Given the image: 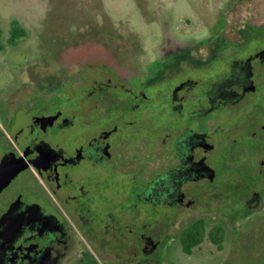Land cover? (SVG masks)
<instances>
[{"label": "flooded vegetation", "instance_id": "flooded-vegetation-1", "mask_svg": "<svg viewBox=\"0 0 264 264\" xmlns=\"http://www.w3.org/2000/svg\"><path fill=\"white\" fill-rule=\"evenodd\" d=\"M228 21L153 56L62 59L0 102V165L28 166L0 193V264L226 250L264 209V24Z\"/></svg>", "mask_w": 264, "mask_h": 264}, {"label": "rangeland", "instance_id": "rangeland-1", "mask_svg": "<svg viewBox=\"0 0 264 264\" xmlns=\"http://www.w3.org/2000/svg\"><path fill=\"white\" fill-rule=\"evenodd\" d=\"M226 16L237 24H264V0H0V28L7 31L16 19L27 32L0 52V102L17 90L42 87L62 59L102 56L106 45L153 56L175 38H209ZM209 248L203 243L190 255H162L150 264H264V209L231 225L225 251L205 252Z\"/></svg>", "mask_w": 264, "mask_h": 264}, {"label": "water", "instance_id": "water-1", "mask_svg": "<svg viewBox=\"0 0 264 264\" xmlns=\"http://www.w3.org/2000/svg\"><path fill=\"white\" fill-rule=\"evenodd\" d=\"M27 167L23 158H8L4 161L0 165V193Z\"/></svg>", "mask_w": 264, "mask_h": 264}, {"label": "trees", "instance_id": "trees-1", "mask_svg": "<svg viewBox=\"0 0 264 264\" xmlns=\"http://www.w3.org/2000/svg\"><path fill=\"white\" fill-rule=\"evenodd\" d=\"M27 35L26 30L22 27L18 20L12 19L9 23L8 30L0 28V52L5 45L14 46L18 44L19 40ZM82 264H96V263H82Z\"/></svg>", "mask_w": 264, "mask_h": 264}]
</instances>
